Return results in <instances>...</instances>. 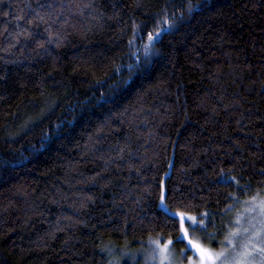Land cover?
Segmentation results:
<instances>
[{"label":"trees","instance_id":"trees-1","mask_svg":"<svg viewBox=\"0 0 264 264\" xmlns=\"http://www.w3.org/2000/svg\"><path fill=\"white\" fill-rule=\"evenodd\" d=\"M259 194L264 0H0V264L189 256L162 195L219 249Z\"/></svg>","mask_w":264,"mask_h":264},{"label":"rangeland","instance_id":"rangeland-1","mask_svg":"<svg viewBox=\"0 0 264 264\" xmlns=\"http://www.w3.org/2000/svg\"><path fill=\"white\" fill-rule=\"evenodd\" d=\"M184 223V230L186 229L188 234L183 235V238L191 241L188 245L191 248L189 256L185 250L178 249L172 242L167 252H161L160 248L166 243L150 240L142 245L144 251L137 256L141 263L264 264V194H259L240 205L226 235L228 241L214 239V243L220 245L219 249H213L202 241L199 232L203 230V224L193 223L187 219ZM198 226L201 230L196 229ZM196 245L200 247L197 248Z\"/></svg>","mask_w":264,"mask_h":264},{"label":"snow or ice","instance_id":"snow-or-ice-1","mask_svg":"<svg viewBox=\"0 0 264 264\" xmlns=\"http://www.w3.org/2000/svg\"><path fill=\"white\" fill-rule=\"evenodd\" d=\"M149 39L150 40H152V39H154V37H152L151 35H150V37H149ZM165 199H166V197L164 196V195H162L161 196V201H160V203H161V207L163 208V209H165L167 212H170L171 213V215L172 216H179V219H180V223L181 224H183V221L185 220V219H187L188 221H191V222H193V223H200L199 221H197L194 217H190V216H188V217H185L183 214H179V213H174V212H171V209H168V207H167V205L165 204ZM187 230L185 229V230H183V235L184 236H187ZM233 235H235V233H233ZM183 237H181V236H177V239H182ZM158 243V242H157ZM189 243L191 244V241H189ZM169 244H171V241H169L168 243H166V244H164L161 248H160V251L161 252H167L168 251V248H169ZM196 247L197 248H199L200 246L199 245H196ZM203 251V250H202ZM166 258V257H165Z\"/></svg>","mask_w":264,"mask_h":264}]
</instances>
